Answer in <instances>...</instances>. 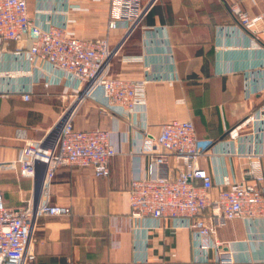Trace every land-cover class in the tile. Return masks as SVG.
I'll return each instance as SVG.
<instances>
[{"label":"crops","instance_id":"0c3cea01","mask_svg":"<svg viewBox=\"0 0 264 264\" xmlns=\"http://www.w3.org/2000/svg\"><path fill=\"white\" fill-rule=\"evenodd\" d=\"M26 4L34 22L65 20L69 35L78 39L103 38L108 20L115 16L111 0ZM232 4L250 16L264 13V0H160L141 28L128 37L123 28L109 36L110 47L121 44L111 76L147 80L145 113L135 117L141 126L158 134L166 122L191 121L198 140L213 143L199 161L213 181V197L226 179L254 184L247 176L251 163H257L264 176V122L246 125L235 139L228 136L264 104V28L258 38L242 30L232 20ZM17 49L13 41L0 44V192L7 207L39 203L43 169L27 178L10 164L18 160L26 141L51 136L73 99L62 85L34 84L28 101L12 92L27 88L38 73L52 76L44 66L33 71L34 76H24L27 64L14 55ZM127 55L141 58L126 62L122 57ZM74 126L110 131L118 153L105 178L95 177L91 167L56 170L50 201L70 213L40 219L31 245L33 264H217L214 250L197 249L193 233L175 227L171 219L152 227L150 220L130 218L129 183L135 175L145 176L147 168V159L136 155L141 129L127 130L116 113H101L91 99L79 110ZM250 153L255 156L248 157ZM214 239L222 254L233 258L232 264H264V221L229 220Z\"/></svg>","mask_w":264,"mask_h":264},{"label":"built area","instance_id":"2783aa9c","mask_svg":"<svg viewBox=\"0 0 264 264\" xmlns=\"http://www.w3.org/2000/svg\"><path fill=\"white\" fill-rule=\"evenodd\" d=\"M158 2L111 0L115 16L108 20L106 35L100 39H78L69 35L65 20L34 22L28 14L26 0H0V44L7 41L18 44L14 55L27 64L22 72L24 76H34L33 71L43 66L52 74L47 79L38 73L27 88L12 92L21 93L22 100L28 101L34 84L41 83L44 88L62 85L73 98L51 136L41 141H26L18 160L10 164L23 177L34 178L42 169L44 174L37 205L26 202L7 207L0 192V264H33L35 254L31 245L40 219L69 215L68 207L50 201L56 170L91 167L95 177L109 176L110 160L118 153L111 142V132L99 128L80 130L74 126L79 110L90 99L96 101L101 113H116L126 123L127 130H142L136 155L147 159V168L145 176L135 175L129 183V215L133 221L150 220L153 227L161 219H171L175 227L193 233L197 249L214 250L217 264L234 262L222 254L221 244L214 239L218 228L233 219L264 221V176L257 163H251L247 171L254 184L226 179L218 183V193L213 197V181L199 164L213 143L200 142L191 121H169L160 126L158 134H152L146 124L141 126L135 118L145 113L147 80L110 74L112 61L121 48V44L110 47L111 32L123 28L128 37L142 27V20ZM229 12L237 26L258 38L260 27L264 28V13L250 16L237 4H232ZM140 58L122 57L126 62ZM252 122H264V104L232 128L228 136L235 139L238 131ZM172 171L176 175L172 176Z\"/></svg>","mask_w":264,"mask_h":264},{"label":"rangeland","instance_id":"374dc122","mask_svg":"<svg viewBox=\"0 0 264 264\" xmlns=\"http://www.w3.org/2000/svg\"><path fill=\"white\" fill-rule=\"evenodd\" d=\"M58 124V123H57ZM57 126V125H56Z\"/></svg>","mask_w":264,"mask_h":264},{"label":"trees","instance_id":"16d2710c","mask_svg":"<svg viewBox=\"0 0 264 264\" xmlns=\"http://www.w3.org/2000/svg\"><path fill=\"white\" fill-rule=\"evenodd\" d=\"M150 13V12H149Z\"/></svg>","mask_w":264,"mask_h":264}]
</instances>
